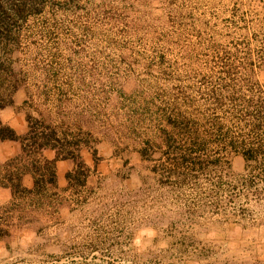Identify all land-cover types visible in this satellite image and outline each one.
Wrapping results in <instances>:
<instances>
[{
	"label": "rangeland",
	"instance_id": "374dc122",
	"mask_svg": "<svg viewBox=\"0 0 264 264\" xmlns=\"http://www.w3.org/2000/svg\"><path fill=\"white\" fill-rule=\"evenodd\" d=\"M36 1L17 17L0 1V120L23 135L30 114L36 133L76 143L85 169L39 204L0 203V264H264V227L224 221L229 197L207 195L244 172L211 123L242 117L244 87L264 85V0ZM180 112L207 144L192 157L221 169L174 166L191 149ZM236 121L230 135L247 137ZM19 153L0 143L1 163Z\"/></svg>",
	"mask_w": 264,
	"mask_h": 264
},
{
	"label": "trees",
	"instance_id": "16d2710c",
	"mask_svg": "<svg viewBox=\"0 0 264 264\" xmlns=\"http://www.w3.org/2000/svg\"><path fill=\"white\" fill-rule=\"evenodd\" d=\"M0 1L11 2L12 4L17 1V4H15L16 8L12 9L14 17H17L25 6L28 5L31 8V6L38 3L36 0ZM38 9L36 8V10ZM7 45L8 43L4 44L5 47ZM4 81L0 75V90L3 87L2 82ZM242 92L244 96L240 97V104L245 110L242 117L239 115V117L233 118L231 115L228 118L229 122H227L226 127L224 126L225 123L214 121L211 123V128L219 131L224 128L222 132L223 142H219L218 144L222 145L224 149L231 150L242 156L244 160V172L234 177H231L227 172L229 179L225 183L227 188L221 189V183L212 181L210 185L211 190L207 195L212 192L213 195H218L217 197H219L221 190H223V193L229 197V202L232 203V210H223L224 221L236 223L242 228L264 227V85L254 82V84L251 83L248 87H244V91ZM178 115L179 117L175 118V122L173 123V129L179 135H189L188 139L191 141V149L188 148L174 152L175 156L179 155V159L182 158V160H179L176 157L174 166H179L180 163L184 165L185 163H189L193 170L202 172L221 169V163L217 158L195 159L192 157V151L195 152L193 149L204 151L207 144L204 141L205 138H200L197 133L190 132L189 120L185 119L184 114L180 112ZM31 119L30 114H27L28 130L23 135L18 134L14 128L0 120V141H17L20 144V153L16 158L4 163L0 162V186L9 188L11 192L9 204L14 207L18 206V201L28 199V196H31L32 199L25 203L26 205H30L31 203L32 205L39 204L43 198L49 197V195H46L44 187L50 186L53 189L57 186L55 166L57 160H72L75 162L73 169L69 170L65 175L68 184L73 179L78 180L77 177L85 169L81 154L75 149L78 146L76 143L58 146L44 132L36 133V130H32ZM235 121L240 129L242 127L248 128L247 137H241L238 134L237 136L230 135L229 124H231L230 122L235 123ZM195 123L198 124L199 122L197 120L194 123L192 122L194 126H196ZM173 139L174 137L171 136L166 138L164 143L167 149H170ZM46 149L53 150L54 157L52 159L43 156V151ZM141 155L144 157V152H141ZM23 156L28 158L25 162H21L24 160ZM25 173H29L33 177L32 188H27L22 184V176ZM33 197L37 202H33ZM9 212L12 213L11 210ZM8 218H4L3 221H8ZM18 218L20 217L18 216ZM8 234L9 231L3 228L0 223V239Z\"/></svg>",
	"mask_w": 264,
	"mask_h": 264
},
{
	"label": "crops",
	"instance_id": "0c3cea01",
	"mask_svg": "<svg viewBox=\"0 0 264 264\" xmlns=\"http://www.w3.org/2000/svg\"><path fill=\"white\" fill-rule=\"evenodd\" d=\"M0 143H8V141H0ZM66 160L57 161L56 163V174H57V181L63 182L66 180L65 175L67 173L68 167L64 166ZM66 167V168H65ZM72 168V167H71ZM70 168V169H71ZM67 183V180H66ZM11 196V192L9 188H4L0 186V203L5 202Z\"/></svg>",
	"mask_w": 264,
	"mask_h": 264
}]
</instances>
